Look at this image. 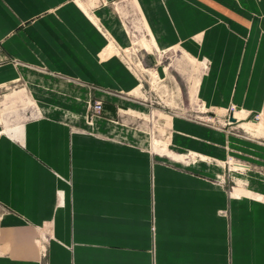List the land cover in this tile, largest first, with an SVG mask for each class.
<instances>
[{
  "label": "crops",
  "instance_id": "obj_1",
  "mask_svg": "<svg viewBox=\"0 0 264 264\" xmlns=\"http://www.w3.org/2000/svg\"><path fill=\"white\" fill-rule=\"evenodd\" d=\"M102 1L0 0V264H264V0ZM135 16L207 63L190 96L237 126L163 114L151 148Z\"/></svg>",
  "mask_w": 264,
  "mask_h": 264
},
{
  "label": "rangeland",
  "instance_id": "obj_2",
  "mask_svg": "<svg viewBox=\"0 0 264 264\" xmlns=\"http://www.w3.org/2000/svg\"><path fill=\"white\" fill-rule=\"evenodd\" d=\"M82 1L84 2V0ZM126 25L132 39L133 37H144L151 48L150 52H146L132 43L125 61L138 76L139 88L137 91L140 89L142 93L141 99L148 103L150 112L152 111L148 113L145 121L146 132L151 137L152 149H161L162 154L167 152V142H164L166 141L167 124H164L165 121L161 119L166 118L163 114H180L193 122L210 126L217 130L238 125L228 122L227 111L226 114L218 111L211 112L205 109L194 94L190 96V89H194L199 75L207 67L206 62L197 63L175 48L164 53L155 52L153 42L148 37L146 26L141 21L139 22V18L136 16ZM159 67L164 70L163 76L158 75L157 68ZM156 111L159 114L154 116L152 113ZM223 114L224 119H219ZM233 117L236 120L243 118L237 112H234ZM247 120L253 121V117L249 116ZM230 131L236 132V129L234 128ZM238 131L242 132V130L237 128ZM179 157L178 161L184 165L202 160L206 161L200 155L192 152L184 153L179 155ZM209 161L217 163L214 159ZM221 164L226 168L227 174L232 171L244 173L248 168L246 163L235 160L232 157H227Z\"/></svg>",
  "mask_w": 264,
  "mask_h": 264
},
{
  "label": "built area",
  "instance_id": "obj_3",
  "mask_svg": "<svg viewBox=\"0 0 264 264\" xmlns=\"http://www.w3.org/2000/svg\"><path fill=\"white\" fill-rule=\"evenodd\" d=\"M100 1L101 3L103 2L102 0H98ZM0 49H1V44H0ZM0 64H1V61H0ZM102 111V104L101 102H95L93 103V105L91 106V115H99ZM236 111V109L231 106L228 110H227V115H229V113H232L234 114V112ZM249 116V115H248ZM253 117V121L255 122H258L259 121V118H260V115L259 114H255L252 116Z\"/></svg>",
  "mask_w": 264,
  "mask_h": 264
},
{
  "label": "water",
  "instance_id": "obj_4",
  "mask_svg": "<svg viewBox=\"0 0 264 264\" xmlns=\"http://www.w3.org/2000/svg\"><path fill=\"white\" fill-rule=\"evenodd\" d=\"M228 122L229 123H236L237 122V120L233 117L232 113H229V115H228Z\"/></svg>",
  "mask_w": 264,
  "mask_h": 264
}]
</instances>
